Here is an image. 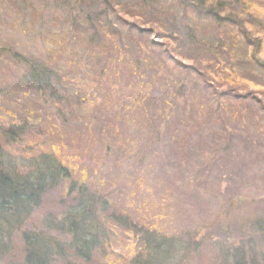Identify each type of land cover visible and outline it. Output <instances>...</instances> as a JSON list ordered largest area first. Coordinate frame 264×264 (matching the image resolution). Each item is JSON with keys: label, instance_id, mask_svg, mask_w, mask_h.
Instances as JSON below:
<instances>
[{"label": "trees", "instance_id": "1", "mask_svg": "<svg viewBox=\"0 0 264 264\" xmlns=\"http://www.w3.org/2000/svg\"><path fill=\"white\" fill-rule=\"evenodd\" d=\"M98 1L102 5L98 12L81 10L86 15L80 16L79 13L73 12L61 21L59 18L56 19L57 25L63 21L67 23V29L64 28V23L63 25L60 23L61 37L47 29V35H51L53 41L57 44L64 42L57 50H42L32 46L31 49L35 52L31 55L26 56L20 49L12 52L17 65L10 66L9 78L16 79L9 81L15 82L13 84L15 88H22V85L26 87L29 83L30 87H34L32 94L37 96H24L25 101L22 102L20 95H0V252L5 256L10 254L15 235H18L22 243L18 263L10 260L8 264H70L71 258L76 257L82 262L92 264L90 262H93L96 254H100L102 250L105 255L111 257L110 248L105 247V244L109 243L106 232L108 225L117 227L123 233V248L129 255L126 264H181L185 245L181 236L167 229L165 220L169 218L168 214L164 218L159 210L152 212L149 207L135 202L134 195H138L142 189H149L153 205L156 206L159 203L158 199L156 200L157 194L165 200V195L171 194L172 190L177 191L174 188L176 182L185 183L194 172L197 161L200 160V165L210 162L214 146L211 142L205 143L203 135L200 134L202 126L206 127L211 122L204 121L205 115L202 120L197 119L198 116H192L187 107L193 100H200L203 104L208 102L209 117L215 115L218 107H222L225 102L245 105L249 103L247 94L249 91L240 90L238 94L234 92V87L218 90L214 82L207 78L195 79L191 87H185V90L189 88L197 90L199 98L192 96L190 98L187 92L184 94L180 92L179 97L172 95L175 98H165L156 95L157 80H150L145 71L142 74L146 78H138L139 74L133 73L135 75L130 76L131 78L117 79L115 78L117 71L111 70V73H108L102 63L95 62L90 67L87 64L88 68L84 70L78 62H71L72 59L62 60L64 57H70L69 51L73 42L79 45L84 40H88L89 47L95 46L93 52H108L109 44L112 45L114 55L115 50L124 53L122 50L124 48L132 52L129 44L123 45L121 31L117 26L124 25L130 36H135L137 29L142 34L151 31L146 30L148 28H144L142 22L139 25L128 20L127 16H123V11L142 20L144 14H147L152 17L149 21L158 25L159 35L169 38L171 42L179 40L180 34L176 30L177 15L169 10V0L163 4L162 0H134L133 5L128 8L123 4L114 6L110 2L112 0ZM177 1L181 4L184 15H187L178 19L185 23L182 28L187 32L190 44L194 43V47L197 48L208 47L211 39L198 36L195 28L192 29L190 21L196 20L191 12L200 21L206 16L204 14L213 15L215 17L213 19L221 25L236 19L252 23L254 19L244 20L231 15L235 13L233 10L242 15L253 8V1L257 2V0L218 2L216 5L221 10L216 8L218 12L213 13L201 0ZM237 4L239 6L233 8ZM76 9H79L78 6ZM222 10L229 12L226 16L220 17L221 13L223 14ZM169 12L173 20L175 19L174 24L164 22V18H171ZM38 13V9L35 8L31 14L37 16ZM111 14H115L118 23L103 24L102 17L106 19ZM81 17H85V21H81ZM91 32L93 34L90 35ZM102 34L109 40H104ZM226 36L233 40L231 45H234L237 38L232 31L220 34L217 43L222 46ZM227 42L230 41L227 39ZM216 48L218 50L214 46L209 49L211 59L224 68L226 63L220 55L223 51ZM169 53L172 60H179V56L184 57L181 50L173 47ZM119 60H126V57L114 59L115 62ZM135 60L136 58L130 64L133 72L139 68ZM251 61L258 63L260 69L264 71V64L259 59L252 56ZM67 64H71L73 68L80 67V72L87 76L88 81L85 83H89L91 87L87 94L93 97L96 108L87 115L90 125H84L85 128L77 135H70V132L73 133V127L70 125L71 122L67 121L68 128L60 138L54 136L51 130L41 131L40 123L41 118L48 125L53 117H59L56 102L62 101L69 93L65 82ZM140 66H143L142 63ZM190 69V74L194 72L199 74L198 69L192 67ZM101 78L106 82L105 85L101 83ZM119 82L125 83L123 93L130 92L132 87L136 90V96L130 98L131 104L124 102L123 94L117 95L121 90ZM170 83L160 81L159 85L166 91ZM136 85L139 87H135ZM202 92L208 94L204 99ZM29 98L36 102L41 110L34 109ZM20 103L27 104L25 105L27 113L19 108ZM50 103L54 106L50 108L51 110L48 108ZM159 103L162 107H155ZM180 106L184 107L185 111L174 112ZM124 107L126 110L122 109ZM150 111L158 118L146 119ZM33 114H36V117H33ZM137 114L143 115L139 124L133 122L138 119ZM34 118H39V121L35 123ZM160 118L161 123L156 124ZM199 122L201 127L199 125L196 127L197 133L191 134L187 132L188 129H184L185 123ZM35 129L40 130L41 134L33 135L34 137L28 134ZM80 133L97 138L98 140L93 142L100 148H106V151H103L106 154H91L86 150L84 156H79L78 147L87 142L86 138L82 139ZM112 143L115 146L114 150L110 151ZM129 161L131 162L127 164ZM213 161L216 162V158ZM224 168L225 166L217 167V172L220 174ZM180 177L185 180H180ZM55 189L59 192L53 202L62 208V211L57 215L55 214L57 212L46 210L41 217L36 216V212L47 200L45 197ZM176 205L168 207L172 209ZM154 219L162 221L154 223ZM174 220L172 215L170 219L172 227L175 224ZM246 229L258 234L254 243H251V240L248 241L249 244L244 243V236L242 240L235 242L229 237L217 240L214 251L219 255L218 264H264V217L252 220ZM180 253L181 260H178Z\"/></svg>", "mask_w": 264, "mask_h": 264}, {"label": "rangeland", "instance_id": "2", "mask_svg": "<svg viewBox=\"0 0 264 264\" xmlns=\"http://www.w3.org/2000/svg\"><path fill=\"white\" fill-rule=\"evenodd\" d=\"M162 1L163 4L168 0ZM201 1L205 2V6L209 7L213 13L218 12L216 8L221 10L216 5L218 2H227V0ZM110 2L114 6L123 4L125 8H128L133 5L134 0H112ZM169 4L171 6H168L169 10L172 14L175 13L177 15L176 30L180 34L178 42H171L169 38L159 35L158 25L155 22H150L149 20L152 17L147 16V14H144V20H142L136 15H129L127 11H123V16H127L128 20L139 25L142 22L144 28L147 27L148 29L146 30L151 31V33L142 34L137 29L138 33L136 32L135 36H130L128 29L124 25L117 26L121 31L123 45L129 44L132 47L131 49H133L132 52L123 47L125 49H122L124 53L115 50L116 55H114L110 44L108 45L110 49L108 52H93L96 49L95 46L89 47L90 43L87 42L88 40H84L79 45L73 42V46L69 51L71 53L70 57H64L62 60L72 59L71 62H78L79 66L84 70L88 68L87 64L90 67L92 63H102L108 73H111V70L117 71L115 77L117 79L131 78L130 76L137 73L139 74L138 78H146L142 74L145 71L146 75L150 76V80H157L156 95H161V97L165 98H171L173 97L172 95L179 97L180 92L182 94L187 92L190 98L191 96L192 98H199L197 90L192 88L185 90V87H191L193 81L195 79L198 80V78L211 80L218 87V90L234 87V92L238 94H240V90H243V92L249 91L247 93L249 94V103L247 105L237 102L236 104L234 102H225L222 107H218L216 114L211 117L208 116V102L203 104L200 100H193L192 104L190 103L187 107L192 116H198L197 119L202 120L201 118L205 115L204 121L211 122L206 127L202 126L200 134L203 135L202 139L205 143L211 142L214 146L211 153L213 157L209 160L210 162L200 165V160L197 161L194 172L189 175L185 183L177 180L176 187H174L177 191L172 190L171 194L165 195V200L160 194H157L156 200L158 199L159 203L156 206L153 205L149 189H142L133 198L135 202L142 204L144 207H149L152 212L159 210L162 216L164 215V218L168 214L169 218L165 220L167 221V229L169 232H174L181 236V240L185 245L181 264H218L219 255L217 252L215 253L217 240L229 237L235 242L240 241L244 236V243H254L258 234L256 235L251 230L246 229V226L252 220L264 217V71L260 69L258 63L251 61V57L255 56L264 64V0H257L255 3L253 1V8L245 11L242 15L233 10L235 13H232L231 17L236 15L238 18H244V20L245 18L254 19L252 23L247 20L236 19L231 23L221 25L213 19L215 18L213 15L204 14L206 16L200 21L191 12V15L197 21H190L192 29L195 28L198 36L211 39L209 46L205 48L200 46L197 48L194 47V43L190 44L187 32H184L182 28L185 23L178 19L179 17H187L182 11L181 4L177 0H169ZM77 6L79 9H76ZM101 6V2L98 0H0V95H20V101L22 102L25 101L24 96H37V94H32L34 87H30L29 83L26 84V87L22 85V88H15L13 86L15 82L9 81L10 79H16L9 78L10 66L17 65L13 59L12 52L20 49L26 56L28 54L31 55L35 52L34 49H31L32 46L42 50H57L64 45V42L57 44L53 41L51 35H47V29L52 33H58L59 37H61V25L64 23V28L67 29V23L63 21L57 25L58 21L56 19L59 18L61 21L73 12L79 13L80 16L86 15L81 10L98 12ZM238 6L239 4L233 8ZM35 8L38 9L39 13L37 16H32L31 13ZM171 12H169L170 19L164 18L165 23H175ZM222 12L223 14L221 13L220 17L226 16L229 11L222 10ZM140 14H143V12H140ZM102 18L105 25L108 22L112 25L118 23L115 19V14L107 16L106 19L104 16ZM80 20L85 21V17H81ZM113 28L116 29L115 27ZM226 31L230 33L232 31L234 37L238 39L235 40L234 45H231L233 40L227 37L229 35L226 36L227 38L222 46L217 43L219 41L218 36ZM102 37L104 40H109L103 34ZM116 39H118V35ZM227 39L230 42H227ZM215 40L216 42H213ZM96 43L98 45V42ZM212 46L216 50H218L216 48L218 47L223 51L220 55L223 57V62L226 63L224 68L215 64L211 59L212 56L209 49ZM171 47L181 50V54L184 57L179 56V60L170 59L169 52H171ZM94 54H98V56ZM123 56L126 57V60L114 61V59H120ZM135 58L139 68L133 72L130 64L133 63ZM140 63H142V67ZM100 65H98V69ZM80 67L73 68L71 64H67L65 67L67 68L65 82L69 93L62 101L56 102V108L60 113L59 117H53L48 125L41 118V131L51 130L54 132V136L63 137L65 130L68 128L67 121L71 122L70 125L73 127V133L70 132V135H77L85 128L84 125H90L91 122L87 115L94 111L96 106L93 103V97L87 94L91 87L89 83H85L88 81L86 79L87 76L80 72ZM191 67L198 69L199 74L196 72L190 74L189 70H191ZM65 68H63V73H65ZM78 72H80L79 75H77ZM100 80L102 84H106L103 78ZM160 81L169 83L172 81L174 83H170L169 88L165 91L159 85ZM124 87L125 83L119 82V89L121 88L122 91L117 92V95L123 94L124 102L131 104L130 98L136 96V90L132 87L130 92L123 93ZM135 87L139 86L136 85ZM202 95L203 99L208 96L205 92H202ZM2 101L4 100L2 99ZM29 101L34 106V109L41 110V107L31 98H29ZM18 105L20 109L27 113L25 108L27 104L20 103ZM53 107L52 103L48 104L49 109ZM119 107H121L120 103ZM148 107L150 108L151 105ZM155 107H162V104L159 103ZM125 108L122 109L126 110ZM182 110L185 111V108L180 106L174 112L181 113ZM152 114L154 112L150 111L149 117L146 119L158 118L157 115L154 114L153 116ZM137 116L138 119L133 121L135 124H139L141 121L140 117L143 115L137 114ZM33 117H36V114H33ZM33 121L37 123L39 118H34ZM160 123L161 118L156 121V124ZM198 125L201 127V122L185 123L184 129H188L187 132L191 134L197 133L196 127ZM41 131L35 129L33 132H28V134L34 137L38 134L40 135ZM80 136L83 137L82 139L86 138L87 142L78 147L79 156H84L86 150L91 154H106V152L103 153L106 148H100L93 142L98 140L97 138H93L91 135H82L81 133ZM114 146V143H112V147L109 150H114ZM208 155L206 154V156ZM215 158L216 162L213 161ZM130 162H127V164ZM103 165L105 166L104 162ZM220 166H225V168L219 174L217 167ZM180 180H185V178L180 177ZM58 192L59 190L56 189L50 191L49 196L45 197L47 198L46 202L36 212V216L41 217L46 210L57 212L55 213L57 215L62 211V208L53 202L58 197ZM175 204L177 205L172 207V209L168 207V205L173 206ZM172 215L175 218L174 227H172L170 222ZM153 221L158 223L162 220L154 219ZM106 232L109 243H106L105 247L110 248L111 257L105 255L103 253L104 250H102L100 254H96L94 261L90 263L126 264L129 255L123 248V233L117 227L109 225ZM249 240L251 241L248 242ZM21 248L20 238L15 235L10 254L5 256L0 252V264H8L10 260L18 263L17 260ZM182 253L179 254L178 260H181L180 256ZM75 259L71 258L70 264H88L80 261L78 257Z\"/></svg>", "mask_w": 264, "mask_h": 264}]
</instances>
